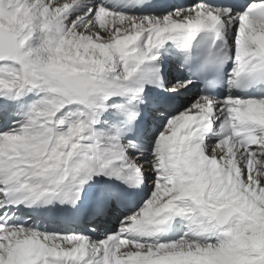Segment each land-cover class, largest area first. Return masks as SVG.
Returning a JSON list of instances; mask_svg holds the SVG:
<instances>
[{
    "label": "snow or ice",
    "instance_id": "1",
    "mask_svg": "<svg viewBox=\"0 0 264 264\" xmlns=\"http://www.w3.org/2000/svg\"><path fill=\"white\" fill-rule=\"evenodd\" d=\"M0 264H264V0H0Z\"/></svg>",
    "mask_w": 264,
    "mask_h": 264
},
{
    "label": "bare ground",
    "instance_id": "2",
    "mask_svg": "<svg viewBox=\"0 0 264 264\" xmlns=\"http://www.w3.org/2000/svg\"><path fill=\"white\" fill-rule=\"evenodd\" d=\"M162 2H168V0H162ZM184 2H188V0H184ZM116 222L113 221V224H115Z\"/></svg>",
    "mask_w": 264,
    "mask_h": 264
}]
</instances>
